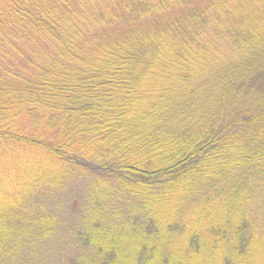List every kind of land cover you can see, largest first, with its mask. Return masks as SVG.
Returning <instances> with one entry per match:
<instances>
[{
  "label": "trees",
  "instance_id": "16d2710c",
  "mask_svg": "<svg viewBox=\"0 0 264 264\" xmlns=\"http://www.w3.org/2000/svg\"><path fill=\"white\" fill-rule=\"evenodd\" d=\"M6 1L0 264H185L206 233L258 262L264 0Z\"/></svg>",
  "mask_w": 264,
  "mask_h": 264
},
{
  "label": "rangeland",
  "instance_id": "374dc122",
  "mask_svg": "<svg viewBox=\"0 0 264 264\" xmlns=\"http://www.w3.org/2000/svg\"><path fill=\"white\" fill-rule=\"evenodd\" d=\"M6 3H7L6 0H0V6H4ZM17 158L19 159V157H17ZM0 159L2 160L1 155H0ZM4 160H5L3 162L4 166L6 165V168H7V161L11 160V159H9L8 157H4ZM2 171H3L2 167H0V187H2V185L4 184L6 187H8L9 189H11L13 191L12 185L9 187L8 183H4L3 178L5 175L2 173ZM5 181H6V179H5ZM30 182H33V179H30ZM240 182H242V181L238 180V184H236V185H238V187L241 186L239 184ZM87 184L88 183H84L83 181L81 182V180L78 177L76 178L74 176L72 178V181H70V183H69L70 187L68 188L67 191H69L70 193L77 192L80 190L85 191V190H87L86 188H88ZM236 185L234 187L235 189L237 188ZM23 186H25L27 189L28 187L31 186V184L28 181H25ZM230 190L231 189L228 188V191L225 192V200L223 202L218 203V204L216 203L217 206L214 208L213 211H215V210L221 211L222 207L226 209V206L229 205L230 200H233L235 198V195H236L235 192H232L233 190L232 191H230ZM236 192H237V190H236ZM19 198H21L20 193L4 192V191L0 190V201L4 202L5 206H7L11 202L19 201ZM216 201L218 202V199H216ZM190 202H192V203H190L184 210H182V213L185 216L188 214V216H187L188 220L187 221L192 223V221H194L198 217V213L193 211V209L195 208V206L193 205V201H190ZM190 211H193L194 213H190ZM63 215H59V217H58L57 215L53 214V216L55 218L54 223L57 221L59 223V226H61V227H65V226L69 225L68 220H69L70 216H68V214H66L65 211H64ZM70 223H71V221H70ZM26 224H29V222L26 221L25 225ZM255 235H256V233H255ZM54 238H55L54 240L56 242L58 240V238L57 237H54ZM207 239H208V234L206 233V239H205L206 241L202 244L201 249L199 251L194 252L196 254L192 253L193 251H191V249L188 245V241H185V243L183 244V248H181V255L184 256L183 259H184L185 264H194V263H198V262H203V263L210 262L211 264H221L223 256H224L225 252L228 250V247L230 246L232 241L229 239H227V240L224 239V240H222V242H220V245H222V246L219 245L220 247L219 246L215 247L213 244V241L207 242ZM57 242L59 243V241H57ZM253 242L255 245L253 247H251L248 252L252 258H254L258 261V262H255V264H264V262H263V260H264V253H263L264 235H261V236L254 238ZM52 244L50 243L48 246H51ZM55 244H57V243H55ZM191 255H193L195 257H192ZM237 258L240 261L239 263L247 264V263H243L247 259L246 253L245 254L242 253Z\"/></svg>",
  "mask_w": 264,
  "mask_h": 264
}]
</instances>
